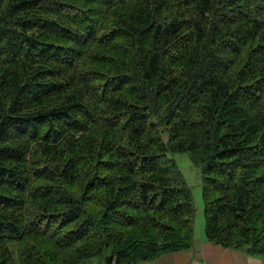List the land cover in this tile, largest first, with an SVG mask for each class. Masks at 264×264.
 <instances>
[{"label": "trees", "instance_id": "16d2710c", "mask_svg": "<svg viewBox=\"0 0 264 264\" xmlns=\"http://www.w3.org/2000/svg\"><path fill=\"white\" fill-rule=\"evenodd\" d=\"M177 154L207 241L264 258V0H0V264L191 248Z\"/></svg>", "mask_w": 264, "mask_h": 264}, {"label": "crops", "instance_id": "0c3cea01", "mask_svg": "<svg viewBox=\"0 0 264 264\" xmlns=\"http://www.w3.org/2000/svg\"><path fill=\"white\" fill-rule=\"evenodd\" d=\"M200 224L198 228L195 225L191 248L164 254L155 261L139 264H264V258H254L242 250L225 249L208 242L204 233V224ZM86 264H103V262L93 260Z\"/></svg>", "mask_w": 264, "mask_h": 264}, {"label": "rangeland", "instance_id": "374dc122", "mask_svg": "<svg viewBox=\"0 0 264 264\" xmlns=\"http://www.w3.org/2000/svg\"><path fill=\"white\" fill-rule=\"evenodd\" d=\"M173 159L176 161L185 181L191 188L196 210L195 225L198 228L201 226L200 223L204 224L203 202L201 197V168L195 166L187 154H177L173 157Z\"/></svg>", "mask_w": 264, "mask_h": 264}, {"label": "bare ground", "instance_id": "6f19581e", "mask_svg": "<svg viewBox=\"0 0 264 264\" xmlns=\"http://www.w3.org/2000/svg\"><path fill=\"white\" fill-rule=\"evenodd\" d=\"M113 3V2H112ZM115 4V3H114ZM74 6V5H73ZM75 8V7H74ZM79 10V9H78ZM80 12V11H79ZM83 12V11H82ZM84 14V13H83ZM89 15V14H88ZM65 16H66V14H65ZM87 18V17H86ZM89 18V17H88ZM88 21V20H87ZM87 21H86V19H85V22H86V24H88L87 23ZM92 21V20H91ZM98 22V21H97ZM99 22H101V21H99ZM102 22H103V20H102ZM82 23H83V21H82ZM90 23V22H89ZM99 24V23H98ZM90 25V24H89ZM102 25V24H101ZM94 26V25H93ZM96 27V26H95ZM98 27H100V26H98ZM89 28H90V26H89ZM95 29V28H94ZM86 34V33H85ZM87 36V35H86ZM83 42V41H82ZM80 47V46H79ZM82 117V116H81ZM104 122V121H103ZM105 125V124H104ZM99 129V128H98ZM94 130V129H93ZM99 130H101V129H99ZM98 130V131H99ZM102 131V130H101ZM103 132V131H102ZM99 133H101V132H99Z\"/></svg>", "mask_w": 264, "mask_h": 264}]
</instances>
